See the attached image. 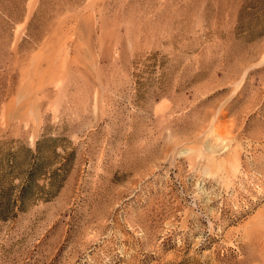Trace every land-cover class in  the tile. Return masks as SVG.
Here are the masks:
<instances>
[{
    "label": "rangeland",
    "instance_id": "374dc122",
    "mask_svg": "<svg viewBox=\"0 0 264 264\" xmlns=\"http://www.w3.org/2000/svg\"><path fill=\"white\" fill-rule=\"evenodd\" d=\"M24 183L0 264H264V0H0Z\"/></svg>",
    "mask_w": 264,
    "mask_h": 264
},
{
    "label": "trees",
    "instance_id": "16d2710c",
    "mask_svg": "<svg viewBox=\"0 0 264 264\" xmlns=\"http://www.w3.org/2000/svg\"><path fill=\"white\" fill-rule=\"evenodd\" d=\"M31 187H32V184H25L24 183L21 187V193L17 196L16 200H14L12 202L10 199H7L6 201H3L0 199V218H7V216L17 206L22 209L24 207L25 198L27 197ZM52 193L53 192H51V194ZM0 194H3V193H0ZM8 195H10L9 191H8Z\"/></svg>",
    "mask_w": 264,
    "mask_h": 264
}]
</instances>
